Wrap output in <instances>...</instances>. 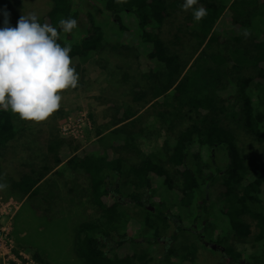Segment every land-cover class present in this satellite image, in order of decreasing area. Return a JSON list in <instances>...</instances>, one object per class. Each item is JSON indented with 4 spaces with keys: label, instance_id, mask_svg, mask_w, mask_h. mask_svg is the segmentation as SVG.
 Returning <instances> with one entry per match:
<instances>
[{
    "label": "trees",
    "instance_id": "trees-1",
    "mask_svg": "<svg viewBox=\"0 0 264 264\" xmlns=\"http://www.w3.org/2000/svg\"><path fill=\"white\" fill-rule=\"evenodd\" d=\"M95 1L112 16L119 31L114 47L118 45L126 51L134 47L139 56L146 51L145 57L160 67L155 71H139L141 78L152 83H147L145 88L134 86L136 90L131 93L128 106L113 126L126 122L112 128L103 140L104 146L119 143L115 149L119 155L115 158L103 156L95 144L63 160L58 150L67 145L66 141L54 139L48 143L47 149L56 165L52 173L61 176V168L73 175L81 173L87 181L91 201L99 210L95 221H82L78 225L80 237L76 251L83 263L184 264L189 259L192 264L188 255L193 253L194 247L185 244L188 236L183 234H180L181 240L166 243L156 261L149 249L140 248L143 242L148 245L156 243V238L167 233L173 223L164 200L150 201L147 196H151L159 180L168 189L179 193L181 205L191 208L194 203L197 210L184 211L193 213L192 223L197 224L201 216L199 211H208V200L204 196L200 197L202 204L195 201L201 191V175L207 169L208 190L216 193L223 202L222 212L235 237L244 240L252 236L251 239L261 247L260 253L249 257L248 264H264V163L256 164L237 144L239 132L254 142H264V0ZM11 2L0 0V14L8 11ZM46 3L47 10L37 31L39 42L55 66L62 67L77 60L69 71L78 70L82 59L107 44L104 29L89 9L86 10V24L79 25L73 0H46ZM177 11H186L185 19L192 26L183 28L179 24L176 28L179 34L164 39L160 26L165 18ZM122 13L133 17L135 24L132 28L122 22ZM222 16L233 25L237 34L221 39L215 25ZM125 32L131 33L129 43L121 40ZM32 51L33 45L27 40L18 38L12 41L2 52L6 71L21 69L20 61ZM200 58L222 68L218 72L226 78L224 89L231 90L227 97L219 94L222 90H216L212 95L208 81L195 72L183 73L191 60L197 63ZM207 70L211 71L210 68ZM0 79H3L2 75ZM160 97L167 100L163 103V110L157 113L168 129L173 128L176 121L179 123L185 119L187 123L167 144L163 156L156 158L136 148L137 131H134L132 117L142 108L160 105ZM3 101L4 98L0 97V149L19 129L12 120L13 111L3 107ZM129 150L134 151L133 156L125 157L121 153ZM219 151L225 158L222 166L218 164ZM1 174L0 165V186L4 182ZM113 175L116 180L112 179ZM175 175L178 176V186L174 184ZM39 180L40 176L29 173L9 177L7 194L20 198L37 195ZM124 185L130 186L131 191L125 192ZM130 202L143 209L139 217L124 208ZM203 218L207 224V216ZM130 220L138 223L143 242L136 241L124 229ZM179 230L185 229L179 227ZM215 241L221 243L218 239ZM124 244L130 246V251L121 253ZM225 250L237 264H243L238 260L239 252L230 245ZM172 254L176 255V261L169 259ZM34 256L38 258L36 253Z\"/></svg>",
    "mask_w": 264,
    "mask_h": 264
},
{
    "label": "rangeland",
    "instance_id": "rangeland-1",
    "mask_svg": "<svg viewBox=\"0 0 264 264\" xmlns=\"http://www.w3.org/2000/svg\"><path fill=\"white\" fill-rule=\"evenodd\" d=\"M73 3L78 10L79 25L86 24V10L89 9L94 14L95 21L104 29L107 44L82 59L78 70L72 71L69 69L77 64V60L57 67L48 60L39 42L37 31L47 10L46 0H12L8 11L0 14V75L3 76V79H0V97L4 98L3 107L13 111L12 120L15 126L19 127L16 135L0 149L1 175L4 179L0 186V264H26L28 259H32L36 264H84L76 251V242L80 237L78 225L82 221H95L99 217V210L91 201L87 181L81 173L73 175L66 168L60 169L61 176L52 173L56 165L52 153L47 149L48 143L54 139L66 141L67 145L58 150L63 160L95 144L99 147L97 151H101L103 156L115 158L119 155V152L115 151L120 146L119 143H108L104 146L103 140H106L112 128L126 122L113 126L121 117L122 110L128 106L131 93L136 90L134 86L145 88L147 83H152L141 78L139 71H155L160 67L158 63H153L145 57L146 51L139 56L134 47L129 51L121 49L118 45L114 47L119 31L112 16L107 15L98 2L73 0ZM182 11L171 13L161 24L160 33L164 39H171L173 34H179L176 30L179 24L183 28L192 26V23L185 19L188 13ZM120 16L122 22L130 28L134 26L131 15L122 13ZM232 26L222 16L215 28L220 31L221 39H224L237 34ZM18 38L31 43L33 51L20 61L21 69L17 67L7 72L2 52ZM130 39V32H125L121 38L126 43H129ZM205 60L197 59V63L191 60L183 73L195 72L197 76L208 81L212 95L216 90H222L219 94L227 97L231 90L224 89L226 78L223 73L218 72L222 68L208 59ZM163 98H158L160 105L142 108L132 117L134 131H137L136 148L156 158L163 156L167 144L174 140L177 132L187 123L184 119L179 123L176 121L173 128H167V123L162 122L157 113L163 110V103L167 100ZM237 144L256 164L264 163V142H254L239 132ZM121 153L125 157L134 155L133 150ZM218 160L219 166H222L225 160L222 151L218 152ZM206 172L207 169H204L201 175V191L195 201L203 197ZM22 173L40 176L37 195L20 198L7 194V179L17 178ZM112 179L116 180V177L113 175ZM174 180V184L178 186V176L175 175ZM156 183L151 196L147 197L156 202L163 199L168 205L169 214L180 216L185 229L192 233L180 231L188 236V242L185 244H192L194 247L193 253L188 255L192 264H231L219 261L220 252L211 247L216 239L221 241L222 246L230 245L238 251L241 254L240 260H244L243 264H248L251 255L260 253V245L250 237L244 240L235 237L222 212L223 202L216 193L209 190L208 211H199L201 217L207 216L205 231L200 233L201 218L197 219V224L193 226V213L191 215L182 212L178 205L179 193L168 189L159 180ZM123 190L129 192L131 187L124 185ZM122 194L124 197L125 194ZM124 208L137 217L143 212L140 206L131 202L125 204ZM191 210H197L193 202ZM204 219L202 223L205 222ZM124 229L136 241L143 242L137 222L130 220ZM171 232H174L173 223L167 234ZM180 236L176 241L181 240ZM148 244L143 242L140 248L149 249L156 261L161 257L164 242ZM128 251V244H124L120 249L121 253ZM35 253L38 258L34 256ZM176 258V255L172 254L169 259L176 261ZM183 263L191 262L186 259Z\"/></svg>",
    "mask_w": 264,
    "mask_h": 264
},
{
    "label": "flooded vegetation",
    "instance_id": "flooded-vegetation-1",
    "mask_svg": "<svg viewBox=\"0 0 264 264\" xmlns=\"http://www.w3.org/2000/svg\"><path fill=\"white\" fill-rule=\"evenodd\" d=\"M113 193L116 195V192H114L113 191ZM208 193H209V190H208V184H206L205 185V187H204V192H203V196H204V198L205 199H207L208 198ZM118 196V195H117ZM120 197V196H119ZM178 200H179V197H178ZM198 202L200 203V204H202V200L200 199V200H198ZM179 207L182 209V212H184V213H186L187 214V212H185L184 210H186V211H192L191 210V208H186L185 206H183V205H181L180 204V201H179ZM201 215V214H200ZM169 217H170V219L173 221V229H174V232H171V233H169V234H167V233H165L162 237H158V238H156V240L157 241H161V242H164V245L166 244V243H172L173 241H175L177 238H178V236L181 234L180 233V231L181 230H179V227H182V228H184L185 229V227H184V225L182 224V220H181V218H180V216H174V215H169ZM200 218H201V226H200V233H204V231H205V228H204V225H205V222H203L202 223V219H204L203 217H201L200 216ZM193 224V226L194 225H196L195 223H192ZM192 231L194 230L193 228L191 229ZM185 231H187L186 229H185ZM188 232V231H187ZM189 234H192V233H190V232H188ZM172 235H175V237H174V239L173 238H171L172 237ZM197 235H198V233H197ZM200 236H202V234H199ZM250 238H252V236L250 237ZM253 240V239H252ZM254 241V240H253ZM254 242H256V241H254ZM258 243V242H257ZM214 249H217L219 252H220V259H219V261H225V262H230L231 264H237V262H235L231 257H230V255L229 254H227L226 253V250H225V247L226 246H229V245H226V246H222L221 245V243H218V242H214ZM236 251V250H235ZM236 252H238V251H236ZM241 257V256H240ZM238 260L239 261H241V262H243L244 260H240V258H238ZM245 263H247V261L245 260Z\"/></svg>",
    "mask_w": 264,
    "mask_h": 264
},
{
    "label": "built area",
    "instance_id": "built-area-1",
    "mask_svg": "<svg viewBox=\"0 0 264 264\" xmlns=\"http://www.w3.org/2000/svg\"><path fill=\"white\" fill-rule=\"evenodd\" d=\"M28 259V257H25ZM26 264H36L32 259H28V261L26 262Z\"/></svg>",
    "mask_w": 264,
    "mask_h": 264
},
{
    "label": "water",
    "instance_id": "water-1",
    "mask_svg": "<svg viewBox=\"0 0 264 264\" xmlns=\"http://www.w3.org/2000/svg\"><path fill=\"white\" fill-rule=\"evenodd\" d=\"M211 247H214V245H211Z\"/></svg>",
    "mask_w": 264,
    "mask_h": 264
}]
</instances>
